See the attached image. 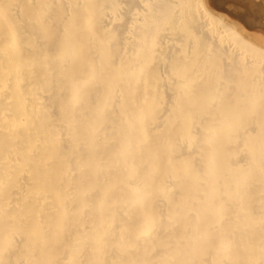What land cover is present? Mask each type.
Returning a JSON list of instances; mask_svg holds the SVG:
<instances>
[{
    "label": "bare ground",
    "instance_id": "6f19581e",
    "mask_svg": "<svg viewBox=\"0 0 264 264\" xmlns=\"http://www.w3.org/2000/svg\"><path fill=\"white\" fill-rule=\"evenodd\" d=\"M169 90L204 94L194 120L164 105ZM219 103L264 152V0H0V264H215L211 202L241 194L221 264H264V159L242 187L205 172L207 151L246 158L223 127L201 145Z\"/></svg>",
    "mask_w": 264,
    "mask_h": 264
},
{
    "label": "rangeland",
    "instance_id": "374dc122",
    "mask_svg": "<svg viewBox=\"0 0 264 264\" xmlns=\"http://www.w3.org/2000/svg\"><path fill=\"white\" fill-rule=\"evenodd\" d=\"M202 2H205V0H201ZM26 47V46H25ZM35 62V61H34ZM34 62H32V64L30 65L31 67H29V70H31V71H33L35 68H36V62L34 63ZM34 63V64H33ZM32 68V69H31ZM163 76H164V78L165 79H168V76L167 75H164L163 74ZM167 76V77H166ZM195 76V75H194ZM183 79H186V78H183ZM198 79H200L198 76L197 77H195V78H193V80H194V82L195 83H200L201 81L200 80H198ZM26 84L28 85V83L27 82H25V83H23V86L25 87L26 86ZM184 86H186V82L185 83H181V89H185V87ZM178 88L180 89V86H178ZM35 91V92H34ZM184 91V90H183ZM32 94H31V93ZM29 93H27V96H26V98H32V97H35V95H36V93H37V91L36 90H31ZM64 93V91L62 90H59V91H57V96L59 97V96H61L63 93ZM170 92H172V91H168V93L167 94H169V96L171 97V103L169 102H167L166 103V98L168 97L167 95H160V96H162V102H164V105H166V104H169L170 106H172L171 108H177V109H175V110H177L178 111V114H184V113H190L192 116H188V121L189 122H191L192 120H194V116H193V114H192V105L193 106H195L196 104L197 105H199L198 103L199 102H204L205 101V99L204 98H206V97H204V94H200L199 96L201 97H199L198 95H194L193 96V98L191 99V101H186V100H184L183 101V96L185 97L186 95H188V93L186 92V91H184V92H182V93H177V94H175V95H173L172 93H170ZM33 93H34V95H33ZM178 94H179V96H178ZM202 95V96H201ZM173 96H174V98H173ZM173 98V99H172ZM165 99V100H164ZM10 100H6V103L7 104H9V103H11V101L9 102ZM173 101V102H172ZM214 101L216 102L217 101V99L216 98H214ZM219 102V101H218ZM188 105H190V106H188ZM169 106V107H170ZM41 107V109L43 110H41V109H39V111H38V117H40V116H43L44 115V109H43V105H41L40 106ZM185 107V108H184ZM189 109V110H188ZM223 108H222V106L220 105V103H219V105L217 106V108L215 107L214 108V111L210 114V115H207V117H206V119H205V122H208V123H213L214 125L213 126H209L208 127V129H205L206 131H207V135H205L204 136V138H202V144L201 145H211V144H213V142H215V140L216 139H219V137H220V135H219V132L217 131L219 128H221V127H223L224 128V131H225V134L228 136V139L232 142V143H236L238 140H241L244 144H246V143H248V144H246V147H247V150L245 151V150H242V149H240L239 148V152H240V154H244L245 153V155H246V158H244L245 159V161L243 162V163H239L235 168L234 167H229L228 165H225V163H224V161H223V158H220L218 155H216V154H214L212 151L210 152L209 151V154H208V151H207V155L209 156V158L207 159V162L212 166H210V165H208L206 168H205V172L207 173L208 171H210V172H212V173H215V172H217V171H222V170H224V172H225V174H227L228 175V177L227 178H229V179H231V178H233L234 179V182H233V184H232V186H235L236 187V185H237V187H242V185H244L245 184V181L247 182V181H249L251 178H253V174H250V172L248 173L246 170H248V168L250 167V168H256L259 164L258 163H260V161L262 160L263 161V157H264V152H262V151H260V150H258V148H259V145L256 143V142H253V141H255V140H253L252 139V136H251V132H247V131H245V132H243L244 130L242 129V128H240V127H238L236 124H237V122H238V120L237 121H234V118L235 117H233V115L237 112V111H239L241 108H239V107H235L234 108V110H226V111H224V110H222ZM236 109V110H235ZM217 110H219L218 112H216ZM228 111H230V112H228ZM234 111H235V113H234ZM40 113V114H39ZM171 114V116H170V118L175 114L174 113V111H172V109H171V112L169 111V114L168 115H170ZM213 117H212V116ZM219 115V116H218ZM225 116V117H224ZM227 116V117H226ZM37 118V117H36ZM201 118H203V117H201ZM231 118H233V119H231ZM213 119V120H212ZM231 120V121H230ZM202 121H204V119L202 120ZM221 121V123H219V122ZM223 121V122H222ZM225 121V122H224ZM218 122V123H217ZM227 122H229V123H227ZM235 122V123H234ZM31 122H28L27 124H30ZM225 123H227V125L225 124ZM230 123H231V125H230ZM5 124V123H4ZM218 124V125H217ZM233 124V125H232ZM222 125V126H221ZM6 125H3V127H1V129L2 130H5V132L7 131V128L5 127ZM215 126V127H214ZM227 126V127H226ZM229 127V128H228ZM216 128V129H215ZM23 129H24V127H23ZM23 129H21L22 131H23ZM242 129V130H241ZM242 131V138L241 139H239L240 138V136H239V134L237 135V133L239 132V131ZM238 131V132H237ZM240 131V132H241ZM231 132H232V134H231ZM217 133V134H216ZM246 134V135H245ZM215 136V137H214ZM232 136H233V139H232ZM209 137H211V138H209ZM236 137V138H235ZM239 137V138H238ZM206 138H208L207 140H206ZM235 138V139H234ZM246 138V139H245ZM211 139V140H210ZM215 139V140H214ZM148 140V141H147ZM205 140L206 141H208V143L207 142H205ZM210 140V141H209ZM213 140V141H212ZM251 140H252V142H251ZM217 141V140H216ZM241 141H238L237 143L238 144H240L241 143ZM144 143V144H143ZM143 143H142V146H145V145H148L149 143H150V138L149 137H146V139L143 141ZM248 145V146H247ZM189 146V145H188ZM252 146V147H251ZM256 148V149H255ZM160 150V149H159ZM191 151V147H187V149H184L183 150V152L181 151V152H177V150L175 149V147H173V150H172V152H171V154L172 155H174L175 156V154H177V156L178 157H183V158H185V155H187V153L188 152H190ZM256 153H255V152ZM258 152H260L259 154H258ZM262 152V153H261ZM197 153H199V152H197ZM250 154H252V155H250ZM260 155V156H259ZM198 158H197V157ZM251 156V157H250ZM199 157H200V155L199 154H195V155H192V156H190L189 157V160H190V162H196V161H198L199 160ZM216 159V163L214 162V160ZM249 159H251V160H249ZM254 159H255V161H254ZM209 160V161H208ZM211 161V162H210ZM254 161V162H253ZM259 161V162H258ZM207 163V164H208ZM246 163V164H245ZM213 164V165H212ZM224 164V165H223ZM222 165V166H221ZM244 165V166H243ZM209 167H210V169H209ZM246 167V168H245ZM241 168V169H240ZM50 169V165H48L47 167L45 166V168L43 169V171H45V172H47L48 170ZM242 169H244V170H242ZM213 170V171H212ZM231 170V171H230ZM233 170V171H232ZM234 171H237V172H234ZM239 171V172H238ZM203 172V173H202ZM202 172H201V176H204V175H206V173L204 172V169L202 170ZM234 172V173H233ZM205 173V174H204ZM231 173V174H230ZM231 175V176H230ZM235 176V177H234ZM239 176V177H238ZM224 177H226V176H224ZM255 185H256V182H255ZM257 185H258V183H257ZM172 187V186H171ZM171 189V191H176V189H175V187L173 186L172 188H170ZM262 195H261V194ZM260 197H261V199H263L264 198V190H261L260 191ZM244 200H243V199ZM240 199V200H239ZM239 200V203L238 204H235L236 203V201H238ZM238 200L236 199V201H235V203H234V201H230V200H225V202H217V200L216 201H212L211 202V206L214 204V203H216V204H214L213 206H216V207H218L217 209H218V213H219V215L221 216L220 217V221H219V223H217L215 226H216V228L215 229H212L214 232H212V237L214 238V240H213V243H212V246H211V248H209V249H211V250H208V248H207V251H205L204 252V254L206 253L207 254V256L206 257H208V256H210V259L211 260H213L212 261V263H215V264H221V261H223V260H225L226 258H228L229 256H230V254H223V253H221L218 249H219V247L221 246V245H230V240H227V237H225V236H227L228 235V231H224L223 230V224H225L226 223V221L228 222L229 221V215H231V213L233 212V211H235V212H237L238 211V213H242L243 211H245V210H248V208H249V205H251V203H250V201H248L247 199L245 200V197H244V195H239V197H238ZM230 201V202H229ZM163 202H164V200L163 199H159V203H158V205H160V206H163ZM244 202V203H243ZM248 202H249V204H248ZM225 203V204H224ZM247 203V204H246ZM230 204V205H229ZM233 204V205H232ZM246 204V205H245ZM142 205V204H141ZM235 205V206H234ZM240 205V206H239ZM225 206V207H224ZM239 206V207H238ZM220 207V208H219ZM228 210H227V209ZM234 208H237V210H235ZM234 209V210H233ZM242 209V210H241ZM245 209V210H244ZM167 213V210L165 211V213H163V215H164V217H165V219H167L168 220V222H170L171 224H172V227L174 228V227H177L178 225L177 224H175L176 223V221H177V218H172L169 214H166ZM221 213V214H220ZM167 215V216H166ZM225 215V216H224ZM170 216V217H169ZM209 217V216H208ZM172 218V219H171ZM171 221H170V220ZM209 219H210V217H209ZM225 219V220H224ZM199 220V221H198ZM257 220V219H256ZM197 223H196V222ZM194 221V223H193V225L191 226V227H183L182 229H183V231L185 232V233H187L186 232V230H189V232H190V230L191 231H193L194 229V227L196 226V227H198V225L199 224H201V220L199 219V218H197L196 220ZM224 221V222H223ZM173 222V223H172ZM170 225V224H169ZM176 225V226H175ZM261 225H263V221L261 220H257L256 221V223H255V227H259V226H261ZM171 226V225H170ZM222 226V227H221ZM195 227V228H196ZM199 230H198V232H196L197 233V235L199 236V237H203L204 235L206 236V232L203 230V228H198ZM216 230H218V231H216ZM221 231H223V232H221ZM222 233V234H221ZM221 234V235H220ZM148 235V236H147ZM201 235V236H200ZM220 235V236H219ZM223 235V236H222ZM143 236V237H142ZM146 236V237H145ZM150 235H149V232L148 231H145V232H143L142 234H140L139 235V237H140V239L138 238V240H142V239H147L148 237H149ZM207 237H209V236H207ZM211 237V236H210ZM220 239H219V238ZM225 238V239H224ZM249 238H250V240H249ZM203 239V238H202ZM227 240V241H226ZM249 240V241H248ZM248 240L246 241V242H250V243H248V244H251L253 241H254V236L251 234V236L250 235H248ZM221 241V242H220ZM222 243V244H221ZM217 244V245H216ZM246 244V245H245ZM243 246H247V243H245L244 242V245ZM215 249H214V248ZM218 248V249H217ZM214 249V250H213ZM217 249V250H216ZM213 250V251H212ZM209 251V252H208ZM218 251V252H217ZM214 252V253H213ZM216 252V253H215ZM199 254H201V253H199ZM198 254V255H199ZM209 254V255H208ZM211 254V255H210ZM219 256H221L220 258H219ZM226 256H228V257H226ZM199 257H202V256H198V258ZM216 257V258H215ZM218 257V258H217ZM219 260V261H218ZM72 262H73V260H71ZM71 262V263H72Z\"/></svg>",
    "mask_w": 264,
    "mask_h": 264
}]
</instances>
